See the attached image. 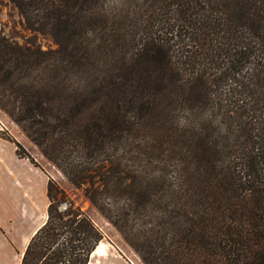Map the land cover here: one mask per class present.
Returning <instances> with one entry per match:
<instances>
[{
	"label": "trees",
	"instance_id": "obj_1",
	"mask_svg": "<svg viewBox=\"0 0 264 264\" xmlns=\"http://www.w3.org/2000/svg\"><path fill=\"white\" fill-rule=\"evenodd\" d=\"M9 1L56 49L0 34V109L142 263L264 264V0ZM46 195L20 264H87Z\"/></svg>",
	"mask_w": 264,
	"mask_h": 264
},
{
	"label": "rangeland",
	"instance_id": "obj_2",
	"mask_svg": "<svg viewBox=\"0 0 264 264\" xmlns=\"http://www.w3.org/2000/svg\"><path fill=\"white\" fill-rule=\"evenodd\" d=\"M116 1L103 0L101 7L106 10ZM0 34L21 47H39L42 51L56 49V45L49 35L38 33L28 27L23 15L9 0H0ZM6 107V110L9 109V106L6 105ZM2 109H0V126L4 130H0V139L5 141L7 145V183L8 179L12 180L10 185L19 191L23 210L29 203L27 202L28 198L31 200L30 204L35 206L29 209L28 205V209L25 210L29 214L28 221L44 224L49 204L46 195L47 182L53 181L65 193L66 197L90 218L102 234V239L120 248L129 256L132 261L131 264H143L118 231L84 197L82 188L72 186L43 157L22 127L12 121ZM180 121L182 123L181 119ZM10 158L14 164H11ZM10 168L15 171H9Z\"/></svg>",
	"mask_w": 264,
	"mask_h": 264
},
{
	"label": "crops",
	"instance_id": "obj_3",
	"mask_svg": "<svg viewBox=\"0 0 264 264\" xmlns=\"http://www.w3.org/2000/svg\"><path fill=\"white\" fill-rule=\"evenodd\" d=\"M7 145L0 139V264H20L25 248L42 223L28 221L26 209L34 208L31 200L25 210L16 187L7 183ZM11 164H14L10 158ZM9 171H15L9 169ZM36 210V208H35ZM44 223V222H43ZM99 245H102L98 252ZM131 259L120 248L102 239L90 254L87 264H131Z\"/></svg>",
	"mask_w": 264,
	"mask_h": 264
},
{
	"label": "bare ground",
	"instance_id": "obj_4",
	"mask_svg": "<svg viewBox=\"0 0 264 264\" xmlns=\"http://www.w3.org/2000/svg\"><path fill=\"white\" fill-rule=\"evenodd\" d=\"M101 248H102V245H99L98 252H100Z\"/></svg>",
	"mask_w": 264,
	"mask_h": 264
},
{
	"label": "built area",
	"instance_id": "obj_5",
	"mask_svg": "<svg viewBox=\"0 0 264 264\" xmlns=\"http://www.w3.org/2000/svg\"><path fill=\"white\" fill-rule=\"evenodd\" d=\"M0 130H1V131H3V130H4L2 126H0Z\"/></svg>",
	"mask_w": 264,
	"mask_h": 264
}]
</instances>
